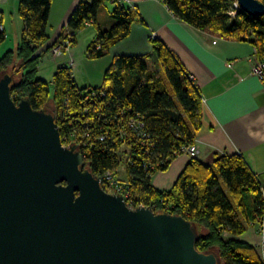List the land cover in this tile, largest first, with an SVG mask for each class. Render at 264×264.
Segmentation results:
<instances>
[{
    "label": "trees",
    "instance_id": "1",
    "mask_svg": "<svg viewBox=\"0 0 264 264\" xmlns=\"http://www.w3.org/2000/svg\"><path fill=\"white\" fill-rule=\"evenodd\" d=\"M104 1L115 4L113 24L100 30L96 43L87 49L90 60L107 56L111 46L130 35L137 19L136 10L122 0H82L70 16L67 33L76 34L90 22L97 23ZM163 2L175 17L200 31L233 41L249 40L264 59V17L241 11L233 20L230 0ZM51 5L52 0H21L18 5L25 24L19 47L0 56V75L8 72L16 79L15 102L28 97L35 110L52 108L62 140L79 145L87 167L104 179L107 193L110 182L105 177L111 173L113 181L125 187L134 208L143 205L194 223L201 235L199 251L217 252L222 264H264L256 246L239 240L264 218L263 187L241 154L221 156L211 166L192 158L170 190L152 186L155 174L169 170L183 149L195 144L202 126L203 100L197 84L176 57L163 42L153 39L150 55L115 57L102 87H78L72 67L61 66L53 77L52 93L49 83L39 79V68L66 34L51 44ZM5 41L0 20V49ZM152 59L156 71L148 67ZM133 120L143 128L135 130ZM124 156L128 161L122 181L116 174Z\"/></svg>",
    "mask_w": 264,
    "mask_h": 264
},
{
    "label": "water",
    "instance_id": "2",
    "mask_svg": "<svg viewBox=\"0 0 264 264\" xmlns=\"http://www.w3.org/2000/svg\"><path fill=\"white\" fill-rule=\"evenodd\" d=\"M238 2L264 17V2ZM15 82L0 75V264H222L183 216L107 193L52 108L15 102Z\"/></svg>",
    "mask_w": 264,
    "mask_h": 264
},
{
    "label": "crops",
    "instance_id": "3",
    "mask_svg": "<svg viewBox=\"0 0 264 264\" xmlns=\"http://www.w3.org/2000/svg\"><path fill=\"white\" fill-rule=\"evenodd\" d=\"M81 1L52 0L48 26L51 44L56 43L63 33L67 34L70 16ZM123 1L129 8L136 9L137 19L130 35L111 46L107 56L96 61L88 60V50L85 49L90 46L80 50L82 42L78 39V32L71 52L55 60L47 58L45 66L48 65L55 75L61 66H69L70 60L74 58L77 71L87 75L82 74L83 88L102 87L115 57L152 54V40L156 36L187 74L197 79L196 84L203 100L202 126L195 139L200 150L198 159L205 166H211L221 156L241 154L258 177L264 194V80L253 75L252 63L257 58L254 44L247 39L233 41L200 31L175 17L163 0ZM20 2L0 0V20L6 33L0 56L8 51L16 52L19 47L25 25L19 16ZM109 8H105L101 16L98 15L96 28L92 30L90 27L94 23L86 25L91 29L83 31L85 37L96 41L101 28H111L113 22H110L108 15L113 9ZM77 78L75 76L76 84ZM191 159L187 154L179 155L169 170L152 177V186L158 191L170 190ZM259 223L251 226L239 240L260 248L264 260V227L262 222Z\"/></svg>",
    "mask_w": 264,
    "mask_h": 264
},
{
    "label": "built area",
    "instance_id": "4",
    "mask_svg": "<svg viewBox=\"0 0 264 264\" xmlns=\"http://www.w3.org/2000/svg\"><path fill=\"white\" fill-rule=\"evenodd\" d=\"M123 1V0H122ZM112 2V1H110ZM124 3V1H123ZM229 16L234 20L235 18L238 17V13L240 12V6H239V2L238 0H230V6H229ZM73 35H68V37H66V39H64L61 43H58L57 46L53 47L50 51L52 52V58L58 59V57L63 56L65 53L69 52L70 49V45L72 40ZM156 38V36H154V39ZM256 55L257 58L253 61V75L257 76L258 78L260 77V79L264 80V59L260 58L259 55L257 54L256 51ZM252 60H250L251 62ZM75 65V62H73V60H71V64L69 65V67L71 66L73 69V66ZM188 78L193 82L196 83L195 76L194 75H188ZM131 126L135 129V130H139L141 128H143V125L141 124L140 121L138 120H133L131 121ZM62 140V138H61ZM63 141L64 146H73V145H77L76 143H70L67 144ZM79 148V145H77ZM182 154H187L189 157L196 159L199 157L200 155V150L198 148V146L196 144L191 145V146H187L183 149ZM181 154V155H182ZM84 158V157H83ZM105 181L106 182H110L109 187H110V192L112 194L118 195V194H123L124 195V199L126 201V204L129 206V208L131 209H135L134 205L132 204V202L130 203V197L129 195L126 193L125 187L118 184L117 182L113 181V177L111 173H108L105 177ZM104 182V179L101 178V183ZM104 184V183H103ZM263 227H264V218H263Z\"/></svg>",
    "mask_w": 264,
    "mask_h": 264
},
{
    "label": "rangeland",
    "instance_id": "5",
    "mask_svg": "<svg viewBox=\"0 0 264 264\" xmlns=\"http://www.w3.org/2000/svg\"><path fill=\"white\" fill-rule=\"evenodd\" d=\"M88 1V0H87ZM94 1V0H93ZM125 4V3H124ZM103 6L101 7V11H100V16L102 15V12H103V10L105 9V8H111V9H113V10H111L110 11V13H109V15L108 16H110V22H112L113 21V19H112V16H111V14H112V12L114 11V9H115V7L114 8H112L113 6H114V4H110L108 1H104V3L102 4ZM109 8V9H110ZM131 10H136V9H133L132 7H131ZM104 15H106V14H104ZM108 16H106L105 17V19L106 20H108L109 18H108ZM91 23V22H90ZM89 23V24H90ZM106 23V22H105ZM95 24H98V22L97 23H95ZM91 25L90 27L92 28V30H93V28H96L95 26L96 25ZM90 27H86L87 28V30L85 29H83V30H81V31H79V33L77 34L78 35V39L80 38L81 40V47H80V50L82 49V50H84L87 46L89 47V46H91V42L92 41H94V40H92V39H89V36H88V33H87V36L88 37H85V34H84V32L83 31H89V29H91ZM101 30H103L102 28H101ZM100 31V30H99ZM75 33H67L66 35H65V37H68V35H73V39L75 40V37H76V34L74 35ZM157 39V37L154 39V40H156ZM73 40V41H74ZM73 41L71 42V45H70V49H69V52H71V50H72V46H73ZM97 41V40H96ZM96 41H94L93 43H96ZM98 46V45H97ZM98 48H100V46H98ZM85 50H87V48L85 49ZM68 52V53H69ZM85 53H84V55L86 54V51H84ZM47 58H52V52L50 51V55L48 56H46V57H44L43 59H42V61H41V66H40V68H39V79H42L43 81H46L47 83H49V85L51 86V90H52V93H53V91H54V85H53V76H54V74H52V70H51V68H49V66L47 65V66H45L46 64V61H47ZM261 58V57H260ZM71 60H73V62H75V60H74V58H72ZM71 60H70V62H71ZM88 60H90V59H88ZM92 60H94V61H96L97 59H92ZM92 60H90V61H92ZM53 62V61H52ZM71 64V63H70ZM75 65L77 66V63L75 62ZM74 65V66H75ZM76 66H75V68H76ZM148 67H149V69H151V71H156L157 69H156V66H155V64H154V61H153V59H152V61H150V60H148ZM73 69V73H75V76H78V78H77V84H79V86L82 88V87H85V86H83V82H84V79H83V77H82V74H84L83 72H78L77 71V68L76 69ZM75 70V71H74ZM85 76H87L86 74H84ZM189 75V74H188ZM197 83V82H196ZM82 85V86H81ZM126 156H124L123 157V161H122V164H121V167H120V169H119V172L116 174V178L118 179V180H122V181H125L126 180V172H127V170H126V168H127V161H128V159L127 158H125ZM257 252H258V254H260V256L263 258V253L261 252V249L260 248H258L257 247Z\"/></svg>",
    "mask_w": 264,
    "mask_h": 264
}]
</instances>
